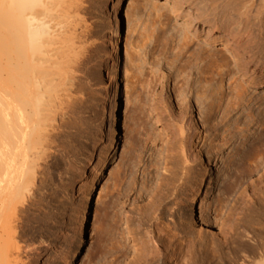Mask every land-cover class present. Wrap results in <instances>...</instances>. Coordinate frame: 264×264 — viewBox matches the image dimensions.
Segmentation results:
<instances>
[{
  "label": "bare ground",
  "instance_id": "6f19581e",
  "mask_svg": "<svg viewBox=\"0 0 264 264\" xmlns=\"http://www.w3.org/2000/svg\"><path fill=\"white\" fill-rule=\"evenodd\" d=\"M164 4L167 3L162 1L161 5ZM167 7L173 16L182 19L179 26L187 30L178 41L181 49L189 50L195 38L211 44L221 42L227 49L216 55L211 47L201 45L192 52L191 58L207 63L204 62L199 71H207L201 88L198 87L201 95L211 93L213 85L220 83L221 88L226 87L232 94H228L231 98L227 113L237 106H241L244 113V104L249 105L254 99L252 88L264 85V0H173ZM142 10L150 16L154 14L155 17L150 18L151 27L147 25L149 21L142 25ZM132 13L136 15L137 21L133 24L136 29L139 26V47L146 59L153 54L159 39L162 40L159 37L165 25L163 14L153 0H132L129 4L127 0H0V264H37V251L27 250L21 242V214L37 172H43L41 168L49 163L43 164L53 155H61L62 160L68 162V168L79 167L87 160L83 204L77 216V235L68 250L69 263L75 262L84 247L96 188L109 169L127 128L129 97L132 96L130 71L135 61L130 58L132 53L129 54L134 31L129 24ZM99 14L113 18L111 36L105 33V27L101 29ZM149 27L151 31L147 36L148 32H144ZM151 44L154 46L149 47ZM141 62L136 64L143 69L146 62ZM212 65L215 73L209 72ZM111 66L117 68L116 75ZM223 71L233 72L235 80L224 83ZM136 82L141 83V79ZM161 84L164 87L166 83ZM108 86L112 88L110 100L107 99ZM162 92L158 93L159 100L155 103L160 109ZM260 97L259 109L248 108V116L243 121L244 147L241 151L236 149L243 162L242 166L239 164L241 176L252 172V175L248 173L252 182L241 189L242 198L237 204L233 203L234 207H229L231 211L222 217L220 229L212 230V237H202L188 221L186 172L190 158L189 150L184 149L186 167L181 169L182 175L176 172L170 182L154 187L150 200L139 212L140 217L145 214L150 224L147 237L143 239V257L136 264H264V102ZM212 100L214 102V98ZM107 102L111 105L109 128L102 119ZM182 108L189 111V121L196 125L192 102L186 99ZM237 122L240 124V118ZM193 128L196 132L199 129ZM96 133L100 135L95 144L97 155L90 151ZM229 135L231 141L234 134ZM203 183V178L199 179L197 186L193 183L189 190L199 193ZM221 201L217 200L214 206L217 215L225 205ZM166 210L171 219L162 225Z\"/></svg>",
  "mask_w": 264,
  "mask_h": 264
},
{
  "label": "rangeland",
  "instance_id": "374dc122",
  "mask_svg": "<svg viewBox=\"0 0 264 264\" xmlns=\"http://www.w3.org/2000/svg\"><path fill=\"white\" fill-rule=\"evenodd\" d=\"M131 1L127 0L128 4ZM162 1L167 4L161 5ZM153 2L157 4L158 9L163 14L161 18H163L162 21L165 25H163L164 30L161 29L163 31L160 34L161 37H159L162 40L159 39L158 45L155 44L153 54L147 55L146 60L145 53L139 47V42H141V36L137 30L139 26H137V29L136 26L134 28L137 21L136 15L133 13L130 15L129 24L133 26L134 31H132L133 38L130 43L129 54L132 53L130 58L133 57L131 59L135 61L131 60L133 66L131 65L130 73H132V76L130 74V80L131 86L134 87L130 89L132 96L129 97L127 128L122 133L109 169L96 188L92 215L89 221V233L84 247L73 263H69L71 255H68V250L76 238L77 227L79 226L77 216L83 204L82 186L84 178L88 174L87 160L79 167H73V169L68 168V162L63 159L64 162L61 155H53L43 164L49 163L41 168L40 171L43 172L39 174L38 171L37 177L35 176L34 186L36 188L33 186L29 195L30 198L28 197L29 199L22 208L24 210L21 214L23 219L20 222L22 226H20V232L22 231L23 239L21 242L27 246V250L32 248L33 251H37V260L35 261L37 264H136L140 262V258L143 257V251H141L144 246L143 241L147 237V227H149L150 221L146 220L145 214L140 217L141 213L139 212L144 209L151 198V191L157 185L165 184L163 182L167 184L175 174L182 173L185 170L184 149H187L186 152L189 150L187 156H189L188 159L190 158L189 162L191 163H189L190 168L186 172V179L189 184V199L186 202L185 214L189 217L190 220L188 221L194 230L200 231L199 234L203 235L202 237H212V230L218 231L220 229L219 224H221L222 217L226 215V212L228 214L231 211L229 207L237 204L242 198L241 189L246 186L245 184L252 182V176H250L252 172H247L245 176H241L239 168H242L240 166L243 162L237 156V153L238 150L241 151L244 147L243 142L245 141L241 136L243 135L241 129L243 128V121H246L249 109L254 111L259 109L260 96H262L260 98L264 102V85L262 87L258 86L260 88H252L254 99L251 101L252 103L249 102V105L244 104V113L241 111V106H237L238 108L227 113L229 98L232 94L226 87L221 88L220 83L214 81L215 84L211 93L201 95V80L207 75V71L204 73L199 71L206 61L200 62L194 57L191 58L193 51L197 46L202 45L205 47L207 45L215 50L216 55H219L225 53L226 48L221 42L211 44L195 38L196 40L194 39L189 50L184 51L178 41L184 37L183 35L187 30L183 26H179L182 19L175 16V14L173 16L167 7V5H172L173 0H153ZM144 10L141 13V23L144 25L149 21L147 25L151 27L152 20L150 18L155 16L154 14L150 16ZM99 15L101 16V18L98 17L99 24L102 25L101 29L105 27V33L111 36L113 18H109L108 15L103 17V14ZM107 21L111 24H107ZM144 26L141 28H145ZM150 27L146 31L143 30L144 33L148 32V34L146 33L147 36L150 34ZM146 35L142 34V36ZM162 41H164L163 44H166H161ZM153 46L154 44H151L149 47ZM161 47L163 49L165 47V49L163 50ZM109 48L112 50V46H109ZM112 54L114 57L116 56L114 50H112ZM177 54L180 56L178 57ZM226 55L229 56V52L226 51ZM136 60L140 62H136ZM141 61L146 62L143 69H140L138 65L142 63ZM110 62L113 63V61ZM185 62L187 63L183 65ZM188 63L191 66L187 65ZM182 65L184 68L181 70ZM112 66L111 70L114 69V75H116L117 68ZM214 67L208 69L209 72L212 70L215 73L216 69L213 70ZM221 75L224 76V83L235 80L233 72L223 71ZM138 78L141 79V83L136 82ZM162 82L166 83L164 87L161 84ZM198 87L200 88L198 89ZM111 89L109 86L107 87L108 93H110L108 100L113 98ZM161 91H163V104L162 106L159 105L160 109L156 106V101L158 102V93H161ZM228 94H231V96ZM213 98L214 102H212ZM186 99L193 104L192 112L195 116L193 120L196 125L191 124L189 121L191 119L189 118V111L182 108ZM110 109L111 105L108 103L104 108L105 113L102 112L104 117L102 119H104L103 123L106 128L110 127ZM159 112L163 113L159 114ZM178 118L181 120L179 121ZM239 118L240 124L237 122ZM183 125L184 128H180ZM196 126L199 128L197 132L193 128ZM231 133L234 134V138L229 141L228 136L230 137L229 134ZM96 136L92 142L93 144L91 143L92 150L90 148L92 154L95 153V155L99 154L97 152L98 147L95 144L98 143L100 135L96 133ZM201 149L203 151L199 153L198 151ZM89 157L90 155L87 156V159ZM51 159L53 160L51 161ZM234 162H236V165H233ZM181 169L183 170L181 171ZM181 173L180 175H182ZM202 178L204 183L199 193H197L198 190H195V192L189 190L193 183L197 186L199 179ZM194 179H196V182ZM192 181L194 182L192 183ZM219 199L223 200L221 202L225 205L222 204L223 209L221 208L222 211L217 215L214 206L217 204V200L220 201ZM122 200L126 204L123 205ZM169 206L171 205H166V209ZM104 214L106 215L104 216ZM164 216L162 225L168 224L171 219L168 210H166Z\"/></svg>",
  "mask_w": 264,
  "mask_h": 264
}]
</instances>
